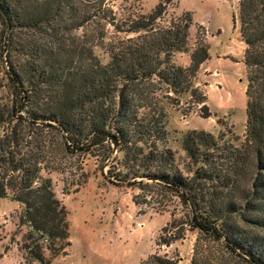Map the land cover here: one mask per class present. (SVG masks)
<instances>
[{
	"label": "trees",
	"instance_id": "obj_1",
	"mask_svg": "<svg viewBox=\"0 0 264 264\" xmlns=\"http://www.w3.org/2000/svg\"><path fill=\"white\" fill-rule=\"evenodd\" d=\"M68 1L35 0L30 10H23L14 0H0L7 14L6 18L0 13L2 36L10 31L6 44L0 39V73L7 75L15 94L10 114L0 113V120L8 122L0 138V202L11 194L23 206L21 222L29 226L28 243L22 246L25 262L51 264V258L68 255L72 243L66 207L51 178L41 174L44 168L57 169L56 159L52 165L45 163L53 154L49 146L57 145L53 139L48 142L53 130L60 135L58 147L63 152L103 151L108 159L114 150L124 151L119 167L107 176L114 185L141 189L144 198L140 201L135 194L136 204H153L156 192L178 197L188 208L185 223L198 232L190 262L178 254L156 252L140 264H223L211 246L214 242H222L249 264H264V0H239L247 70L244 142L224 148L230 164L223 168L222 148L214 135L190 131L184 148L199 165L191 177L178 170L172 149L159 147L166 136V114L162 105L157 106V91L166 85L169 92L182 95L193 87L202 116L211 115L206 94L194 88L200 67L209 58L206 42L198 39L188 66L168 63L174 52L184 50L192 16L187 13L169 26H156L170 1L160 0L125 29L105 0H98L95 10L79 21L82 11L73 6L75 27L99 17L118 31L139 33L112 43L111 60L103 64L92 53L86 56L69 48L63 31L70 26L57 20L68 11ZM22 29L34 30L37 37L32 35L24 44L25 61L20 62L12 56L13 35ZM4 52L8 70L3 67ZM25 109L27 115H20ZM35 124L42 134L38 144L31 136ZM184 236L177 231L164 243Z\"/></svg>",
	"mask_w": 264,
	"mask_h": 264
},
{
	"label": "rangeland",
	"instance_id": "obj_2",
	"mask_svg": "<svg viewBox=\"0 0 264 264\" xmlns=\"http://www.w3.org/2000/svg\"><path fill=\"white\" fill-rule=\"evenodd\" d=\"M97 1L69 0L68 11L59 15L57 20L70 26L69 30L63 31L69 48L84 52L86 56L92 53L101 63L106 64L111 60L109 49L112 43L139 33L118 31L107 20L99 17L75 27L73 6L82 11L81 17L76 18L79 21L95 10ZM105 2L113 9L118 23L127 29L132 20L154 10L160 0ZM14 4L23 10H30L36 2L14 0ZM187 13L193 18L188 41L184 50L170 56L168 63L188 66L198 39L206 42L209 58L202 63L194 88L206 94L211 115L202 116L201 104L192 96L193 87L188 93L175 95L168 91L166 85H159L157 106L162 105L166 114V136L158 142L159 147L172 149L178 170L191 177L199 165L184 148L185 137L190 131L214 135L222 148L219 153H222L220 163L223 168L230 164L224 148L243 144L247 130V70L244 63L246 43L240 32L239 0H170L156 26H169L172 20L182 19ZM9 32L2 36L3 24L0 19V39L3 44L8 42ZM32 35L37 37V33L29 29L17 30L13 35V59L25 61L24 44L29 42ZM7 58V52H4L3 67L8 70L10 65ZM0 78V113L7 117L13 109L15 94L3 71ZM19 114L27 115V110ZM7 125L8 122L0 120V138ZM35 125V132L31 136L38 144L42 134L38 132L39 125ZM49 132L51 140L48 142L51 143L53 139L57 145L51 143L48 150L53 154L45 163L52 165V159H56L57 169L44 168L41 174L51 178L56 196L66 207L72 242L67 247L68 255L60 254L51 258V264H140L156 252L178 254L184 262H190L198 232L185 223L190 213L178 197H162L155 192L152 206L143 202L136 204L133 201L135 194H138L140 201L144 198L141 189L114 185L107 176L110 169L119 167L117 162L124 157V151L114 150L108 159L103 157V151L63 152L58 147L60 135L53 130ZM111 144L116 145L113 142ZM121 167L126 170L122 164ZM22 212L23 206L11 194L1 199L0 254L3 256L0 257V264H27L23 258L26 251L22 246L28 243L26 238L29 226L21 222ZM177 231L183 232L185 236L166 245L165 240ZM211 246L223 264H249L227 250L222 242H214ZM45 255L50 258L49 250L45 249ZM31 264L41 262L34 261Z\"/></svg>",
	"mask_w": 264,
	"mask_h": 264
},
{
	"label": "water",
	"instance_id": "obj_3",
	"mask_svg": "<svg viewBox=\"0 0 264 264\" xmlns=\"http://www.w3.org/2000/svg\"><path fill=\"white\" fill-rule=\"evenodd\" d=\"M0 13L3 14L6 18H7V14L5 13V11L2 9V7L0 6ZM112 142L114 144L117 143V140L115 138H112Z\"/></svg>",
	"mask_w": 264,
	"mask_h": 264
},
{
	"label": "crops",
	"instance_id": "obj_4",
	"mask_svg": "<svg viewBox=\"0 0 264 264\" xmlns=\"http://www.w3.org/2000/svg\"><path fill=\"white\" fill-rule=\"evenodd\" d=\"M238 21V20H237Z\"/></svg>",
	"mask_w": 264,
	"mask_h": 264
}]
</instances>
